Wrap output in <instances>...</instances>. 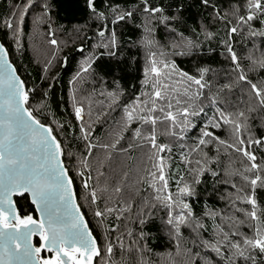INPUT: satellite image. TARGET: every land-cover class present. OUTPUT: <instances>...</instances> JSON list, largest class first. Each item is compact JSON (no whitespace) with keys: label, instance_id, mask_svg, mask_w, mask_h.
Returning a JSON list of instances; mask_svg holds the SVG:
<instances>
[{"label":"snow or ice","instance_id":"6c2138e0","mask_svg":"<svg viewBox=\"0 0 264 264\" xmlns=\"http://www.w3.org/2000/svg\"><path fill=\"white\" fill-rule=\"evenodd\" d=\"M101 2L98 8L96 0H84L87 19L72 26L83 57L69 80L80 122L74 139L81 151L68 148L65 124L42 122L50 106L44 100L32 105L30 97L47 98L48 90L29 88L0 43V264H94V258H99L96 264H264V206L257 199L258 190L264 192V156L256 155V149L264 151V135L256 133L257 126L264 130V0H236L224 12L215 0H199L210 18L201 20L199 31L186 23L185 0ZM9 7L3 25L17 52L29 9L33 31L47 29L52 52L41 79L50 81V90L56 76L48 74L63 50L56 34L64 29L54 27L52 0L22 5L9 0ZM217 22L225 25L219 54L228 67L223 69L203 60L204 42L216 37L209 23ZM161 26L163 39L157 36ZM126 29L139 33L129 37L127 47L121 41ZM86 41H91L87 51ZM177 58L190 59L192 68L185 70ZM98 61L101 65L94 67ZM133 72L141 74L138 91L121 83ZM85 83L87 95L82 94ZM117 108L111 139L102 142L93 136L95 125ZM114 154L136 163L114 165ZM65 156L75 157L74 164H66ZM222 156L229 159L223 168ZM206 174L227 207L217 210L205 203L197 214L189 200L197 197ZM76 179L87 193L83 199L100 229L99 240L77 202ZM20 201L32 211L22 214ZM157 219L171 248L154 253L147 229Z\"/></svg>","mask_w":264,"mask_h":264},{"label":"trees","instance_id":"16d2710c","mask_svg":"<svg viewBox=\"0 0 264 264\" xmlns=\"http://www.w3.org/2000/svg\"><path fill=\"white\" fill-rule=\"evenodd\" d=\"M25 0H11L13 5L15 4H23ZM120 3L131 2V0H118ZM163 3H173L174 0H161ZM236 2V0H215L216 6L221 10V12L229 10L232 5ZM97 7L102 6L101 0H96ZM187 8L184 12L185 20L189 28H196L199 31V23L201 20L204 23L209 22V17L205 10L199 6V0H185ZM11 11L9 7V0H0V40L5 44L6 48L9 50V57L13 64L17 67L18 73L22 79L25 80L26 85L31 88L33 86L39 90H48V97L45 98L40 94H36L35 98L32 99L30 97V103L32 105L39 104L42 100L45 101L48 108H45L43 111L45 115L42 117V122L49 123L52 119L57 120L60 123L65 124V130L68 132L67 140H68V148L73 152H78L82 150L81 142L74 139V136L79 135V123L75 120L70 96H69V89L72 87L69 84V80L75 75L76 71L78 70L79 62L82 60V54L77 50L80 46V41L76 38L75 33L72 32V26L78 24H84L87 19V10L85 8L84 0H52V11H53V19L56 21L54 27H58L59 25H63V31H57L58 36H60L64 43L62 44V51L59 53L58 61L49 72V76H56V80L53 83L52 88L48 89L49 80L48 79H41V76L44 75L42 72L43 64L45 61V57L47 52H49V45L46 43V36L47 29L45 26H41L39 29L40 31H33L32 27V16L33 12L29 9V13L25 17L23 30L24 36L21 39L22 48L19 52L16 50V45L13 41L7 38L8 32L7 29L3 25L4 17ZM208 11H211L209 9ZM94 27V25H92ZM225 25L223 23H209V30L216 33L215 39L211 41L204 42V51L206 55L203 57V60L209 61L212 63L213 67L218 69H223L228 67L227 61L219 54L222 51L220 47V39L221 37L225 36L223 31ZM185 31V34H189L188 29H181ZM139 33L133 31L131 29H126L125 34L121 36V41L124 43L125 47H127V41L129 37L135 39ZM88 35H92L91 29L88 31ZM157 36L159 39L164 38V29L163 27L158 28ZM234 41H237L234 44V47L237 50L242 48V45L239 43V38L234 37ZM201 40H203V36L201 35ZM65 42L66 45L65 46ZM91 44V41H86L84 46L87 51L88 46ZM45 47L47 52L43 53V58L41 61L37 60V48L38 47ZM211 47L216 49V52L211 53L210 55L207 54V49ZM40 49V48H38ZM138 52L137 49H132L131 54L136 55ZM86 54V52H85ZM45 55V57H44ZM142 55V53H140ZM41 56V57H42ZM63 57H67L66 63H61L60 60ZM177 62L183 67L185 70H190L192 68V62L190 59L185 58H177ZM101 65V62L98 61L97 67ZM105 70L107 66H104ZM99 70V69H98ZM141 74L138 72H133L130 75L126 74L124 79L121 83L124 85L125 88L131 90L133 86H135L136 90L139 89L138 79L140 78ZM85 91L82 93L83 95H87V92L90 91V88L87 83L83 85ZM85 109H87V103H85ZM93 109L95 111L96 105L93 104ZM54 114L49 115L48 112ZM120 117V109L117 108L115 111L111 112L109 116L103 117L100 123L95 125L96 131L93 133L94 137H99L100 141L108 142L111 137L108 135L109 132L113 130L115 125V120H118ZM71 122V128H69L66 122ZM53 128H56V125H52ZM257 135H264V130L260 129L258 126L256 127ZM223 135L222 132L218 133ZM127 135V134H126ZM60 138V137H58ZM163 139V137H161ZM122 143H124L122 141ZM126 146V145H125ZM100 154L102 155V150H94V155ZM133 156H137L138 153H132ZM257 157L264 156V151L260 149H256ZM115 160L114 165L119 163L121 160H124L128 165H134L136 163L135 160H126L125 158L114 154ZM66 164L71 165L75 162V157L71 160L65 156ZM229 163V159L227 156L221 157V168L227 166ZM181 169L183 165L179 166ZM119 169L117 168V171ZM172 170L173 172L177 171V162L174 160L172 162ZM70 174L75 175V172L72 171ZM93 180L90 184H95V172L93 171ZM103 179V178H102ZM204 183L197 186V197L192 198L189 202L192 204L194 211L197 214H200L207 203L210 207L215 208L217 210L224 209L227 207L226 201H221L217 198L216 194L213 191V179L209 177L207 174L205 175ZM170 186L172 190H175V180L173 179L170 182ZM220 187L221 191L224 190H231L227 188V186H217ZM74 188L76 191L78 203L83 205L82 211L85 213L86 219L89 220V226L93 229L94 234L97 236V239H100V229L97 227L96 221L92 218L91 212L86 204V201L83 199L87 193L82 187L81 180L76 179L74 182ZM257 199L258 203L264 206V192L258 190L257 192ZM21 204L24 205L22 207L21 213L24 214L25 212L32 211L31 206L27 204L26 201H20ZM107 224L111 225L114 221L110 218L109 221L106 222ZM209 227L211 222H208ZM148 231H150L153 235V239L149 241V247L152 248L154 253L164 252L171 248V244L169 243L165 234L160 230V222L159 219L155 220L152 224L148 226ZM247 231V229H244ZM187 230H185V235H187ZM35 242H38V238H36ZM127 243V242H126ZM115 259H120V250L114 249ZM99 258H95L94 264ZM151 259L156 260L155 256H152Z\"/></svg>","mask_w":264,"mask_h":264},{"label":"rangeland","instance_id":"374dc122","mask_svg":"<svg viewBox=\"0 0 264 264\" xmlns=\"http://www.w3.org/2000/svg\"><path fill=\"white\" fill-rule=\"evenodd\" d=\"M40 31V30H39ZM38 31V32H39ZM56 38L58 39V41H60L61 42V46H62V44L64 43V40L60 37V36H58V35H56ZM50 48H48L49 49V52H47V49L45 48V47H38V48H40V49H38L37 48V51H38V53H37V60H39V61H41L42 62V58H43V53L45 54L46 52H47V54H46V57H45V55H44V57L46 58L45 59V61H44V63L42 62V64H43V66H44V64H45V62L51 57V52H52V48H51V46H49ZM42 56V57H41ZM58 57H59V54H58ZM57 61H58V58H57V60L56 61H54L53 62V65L55 66V64L57 63ZM53 66V67H54ZM53 67H52V69H53ZM83 87V86H82ZM78 98H79V95H78Z\"/></svg>","mask_w":264,"mask_h":264},{"label":"water","instance_id":"95a60500","mask_svg":"<svg viewBox=\"0 0 264 264\" xmlns=\"http://www.w3.org/2000/svg\"><path fill=\"white\" fill-rule=\"evenodd\" d=\"M0 43H3L1 40H0ZM10 58V57H9ZM11 60V59H10ZM15 66V65H14ZM19 74V73H18ZM75 189V188H74ZM76 192V191H75ZM77 202H78V199H77ZM36 238L34 237V242H35ZM94 261H95V258H94Z\"/></svg>","mask_w":264,"mask_h":264}]
</instances>
